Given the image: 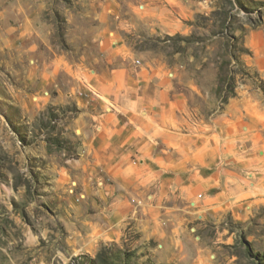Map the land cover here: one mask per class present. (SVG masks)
I'll use <instances>...</instances> for the list:
<instances>
[{
    "label": "rangeland",
    "instance_id": "obj_1",
    "mask_svg": "<svg viewBox=\"0 0 264 264\" xmlns=\"http://www.w3.org/2000/svg\"><path fill=\"white\" fill-rule=\"evenodd\" d=\"M263 15L264 0H0V264H264V208L204 218L171 200L152 217L130 194L126 215V178L93 172L76 130L83 72L126 56L116 31L194 83L205 118L236 96L264 111L244 45Z\"/></svg>",
    "mask_w": 264,
    "mask_h": 264
},
{
    "label": "crops",
    "instance_id": "obj_2",
    "mask_svg": "<svg viewBox=\"0 0 264 264\" xmlns=\"http://www.w3.org/2000/svg\"><path fill=\"white\" fill-rule=\"evenodd\" d=\"M116 34L126 56L117 52L107 68L83 72L76 130L93 172L126 178V215L130 194L152 217L171 200L204 218L244 219L264 208V111L236 96L205 118L194 83L180 87L177 69L135 58ZM244 45L264 78V15L244 31Z\"/></svg>",
    "mask_w": 264,
    "mask_h": 264
}]
</instances>
